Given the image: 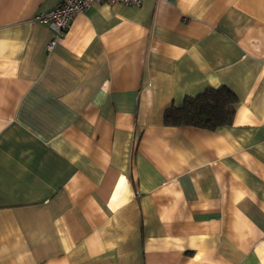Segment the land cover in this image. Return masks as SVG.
Masks as SVG:
<instances>
[{"label": "crops", "instance_id": "0c3cea01", "mask_svg": "<svg viewBox=\"0 0 264 264\" xmlns=\"http://www.w3.org/2000/svg\"><path fill=\"white\" fill-rule=\"evenodd\" d=\"M0 0V264H264V0ZM215 132L163 114L206 88Z\"/></svg>", "mask_w": 264, "mask_h": 264}, {"label": "trees", "instance_id": "16d2710c", "mask_svg": "<svg viewBox=\"0 0 264 264\" xmlns=\"http://www.w3.org/2000/svg\"><path fill=\"white\" fill-rule=\"evenodd\" d=\"M236 104V97L226 87L206 88L195 97L185 98L181 106L166 109L163 123L215 132L232 124Z\"/></svg>", "mask_w": 264, "mask_h": 264}, {"label": "built area", "instance_id": "2783aa9c", "mask_svg": "<svg viewBox=\"0 0 264 264\" xmlns=\"http://www.w3.org/2000/svg\"><path fill=\"white\" fill-rule=\"evenodd\" d=\"M142 0H62L55 8L41 12L34 16L33 21L49 27L53 38L47 45L51 50L58 39L66 31L71 18L83 12L88 6L94 3L122 4L125 6H139Z\"/></svg>", "mask_w": 264, "mask_h": 264}]
</instances>
